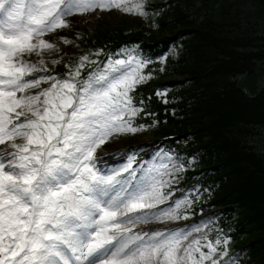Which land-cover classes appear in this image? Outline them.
I'll return each instance as SVG.
<instances>
[{"label":"snow or ice","instance_id":"1","mask_svg":"<svg viewBox=\"0 0 264 264\" xmlns=\"http://www.w3.org/2000/svg\"><path fill=\"white\" fill-rule=\"evenodd\" d=\"M145 5L0 0V264H219L220 241L202 245L180 229L134 232L180 219L189 203L157 210L168 199L158 173L137 174L131 155L112 173L97 166L121 150V137L143 130L132 93L152 78L143 71L150 58L130 52L87 80L79 77L88 56L64 79L34 75L48 72L43 55L59 51L58 40L72 43L61 31L78 23L69 18L97 9L147 17Z\"/></svg>","mask_w":264,"mask_h":264},{"label":"trees","instance_id":"2","mask_svg":"<svg viewBox=\"0 0 264 264\" xmlns=\"http://www.w3.org/2000/svg\"><path fill=\"white\" fill-rule=\"evenodd\" d=\"M145 6L147 17L95 26L82 56L102 64L130 52L150 58L143 71L152 78L132 93L143 108L135 134L176 135L165 148L183 171L169 187L200 183L181 218L217 207L208 238L221 242L218 252L235 264H264V0ZM71 62L75 69L80 60Z\"/></svg>","mask_w":264,"mask_h":264},{"label":"rangeland","instance_id":"3","mask_svg":"<svg viewBox=\"0 0 264 264\" xmlns=\"http://www.w3.org/2000/svg\"><path fill=\"white\" fill-rule=\"evenodd\" d=\"M121 16H130L131 18H141L138 15L135 14H129L125 13L123 11H119L116 9H112L111 11H100L97 9L94 12H88L84 15H77L74 17H71L69 19L78 21V23L71 25L68 29L61 30L63 34L67 35V37L72 41L70 44H64L62 41H57V48L59 51L51 52V53H45L43 55V59L48 65V72H40L36 73L34 75L37 76H47V75H53V76H59L61 74L65 75L68 72H71L70 67L72 65V58L74 57V54H83V48L86 45H89L91 39L94 38L93 32L95 26H97L100 23L104 22H110L113 23L117 19H119ZM48 37H46L47 39ZM67 53V54H66ZM31 62L38 63L40 57L32 56L29 58ZM59 60V64H53V60ZM58 78V77H57ZM31 79V77H29ZM59 79V78H58ZM42 87H48L47 84L42 85ZM32 91H38V90H32ZM152 139V135H139V134H126L123 137L120 138V140L116 143V145L119 144V148L121 149L119 152H115V155L113 156L112 153H105V156L107 157L105 162L109 163L110 167L109 170L106 173H112L116 169H120L124 166L126 162V156L131 155L134 156V161L136 160V151L137 146L141 144L142 142L148 141ZM104 148H107L108 145L102 146ZM99 149L97 150V154L99 155ZM146 158V157H144ZM148 158V159H147ZM148 165L143 167V164L141 165L143 168V172H148L150 170H154L156 173L160 175V177L165 181V184L162 188V191L164 194L168 197L167 202L164 204H161L158 206V209H164L167 210L170 207H174V203L176 201H183V200H189L188 197L186 199L177 198L173 201L172 195H169L168 192L164 191V187L166 185L175 183L177 181V173L180 171L181 167L177 161L174 160L173 156H170L168 154H162L160 150L153 153L150 157H147ZM100 158L98 161H101ZM133 161V163H134ZM186 196V195H182ZM187 205V204H186ZM183 208V207H182ZM182 208L178 210V215L181 216ZM182 224H188V227L182 226ZM171 226H180V230L182 232L188 231L189 232V240L192 239H205V236L208 233V227L204 220L202 219H178L173 221H167L164 223L153 221L150 223L145 224H139L135 226L134 230L140 229V228H146L148 229L146 232H149V229L154 228H166ZM199 228V231H196V229ZM165 231V230H164ZM154 232V231H151ZM149 232V233H151ZM206 250V249H205Z\"/></svg>","mask_w":264,"mask_h":264},{"label":"bare ground","instance_id":"4","mask_svg":"<svg viewBox=\"0 0 264 264\" xmlns=\"http://www.w3.org/2000/svg\"><path fill=\"white\" fill-rule=\"evenodd\" d=\"M117 147H119V144L118 145H116ZM106 156L104 155L101 159L103 160V161H105L106 160Z\"/></svg>","mask_w":264,"mask_h":264}]
</instances>
